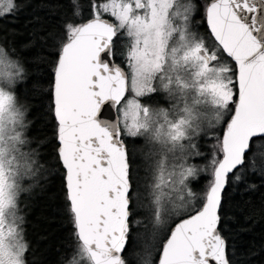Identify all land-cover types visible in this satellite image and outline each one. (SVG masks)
<instances>
[{
  "label": "snow or ice",
  "instance_id": "obj_1",
  "mask_svg": "<svg viewBox=\"0 0 264 264\" xmlns=\"http://www.w3.org/2000/svg\"><path fill=\"white\" fill-rule=\"evenodd\" d=\"M90 3L86 22H65L66 42L54 37L59 46L43 97L55 121L79 256L87 264H130L127 254L143 226L158 252L144 264H237L223 231L230 219L225 192L246 183V171H256V147L264 148V0H207L203 34L193 31L200 12L194 17L181 0ZM16 7L0 0V18ZM125 35L127 71L114 50ZM11 55L0 46V81L7 86H0V264H28L17 210L19 181L34 174L35 161L20 147L24 111L11 87L25 70ZM43 55L37 54L40 64ZM161 94L173 109L158 106ZM209 107L212 127L225 124L217 145L222 158L212 161L202 200L172 219L170 205L184 200L197 176L187 158L200 155L191 150Z\"/></svg>",
  "mask_w": 264,
  "mask_h": 264
},
{
  "label": "trees",
  "instance_id": "obj_2",
  "mask_svg": "<svg viewBox=\"0 0 264 264\" xmlns=\"http://www.w3.org/2000/svg\"><path fill=\"white\" fill-rule=\"evenodd\" d=\"M206 3L207 0L197 1V11L201 16L195 24L203 32L201 18ZM14 4L17 5L14 11L0 18V46L12 53L9 59H19L25 70V78L11 87L24 111L26 144L20 146L21 151L31 153L35 161L32 179L23 182L25 190L22 189L18 196L17 214L22 217V235L28 247L25 258L28 264H68L76 255L78 242L73 235L63 170L57 165L55 121L46 114L49 100L43 97L50 87V62L59 46L58 42L54 46V37L65 42V22L79 25L89 19L91 3L90 0H76V4L72 0H14ZM77 4L79 15L76 14ZM128 45L124 36L116 41L115 59L121 66V58L126 55ZM38 53H44L41 57L44 64L36 59ZM37 66L41 72L36 71ZM222 126L217 136L208 140L209 160L218 159L220 155L217 145ZM255 152L256 171L247 170L246 183L231 184L225 192L230 219L223 231L236 249L233 258L237 264L241 261L243 264H264V176L260 174L264 169V148L256 147ZM192 166L197 168V163ZM210 168L209 174H197L189 183L194 198L198 197L199 202L211 179L212 165ZM247 184H255V188L247 189ZM142 246L137 237L134 249L127 254L130 264H143ZM250 252L255 255L249 256Z\"/></svg>",
  "mask_w": 264,
  "mask_h": 264
},
{
  "label": "rangeland",
  "instance_id": "obj_3",
  "mask_svg": "<svg viewBox=\"0 0 264 264\" xmlns=\"http://www.w3.org/2000/svg\"><path fill=\"white\" fill-rule=\"evenodd\" d=\"M197 1L198 0H181V3L191 4L193 6L192 15L194 16L198 10L197 3H196ZM195 29H196V24L193 26V31H195ZM124 37L126 39H128V43H130L129 38L126 35ZM0 82L2 83L3 86H5L7 88V86L4 85L3 81H0ZM12 86H14V85H12ZM163 100H164V98H163ZM157 104L159 107H163L165 109H173L174 101L170 100L169 104H166L163 106V104L161 103V100H159L157 102ZM166 106L168 108H166ZM214 112H215V110L211 109L210 107L205 109L202 112L201 120L198 121V123H200V125H201V131H200L199 135L194 137V142L197 144L198 147H197V149H193V153H195L196 151H199L200 155L193 154L187 158V164L192 166L194 163H197V170H198L197 174H201V173H205V172L209 174L210 169H211L210 166L212 165L213 159L209 160L208 140L210 139L211 136H215V137L217 136L218 131L224 122L222 120L219 125L212 127V125L215 124ZM172 114L175 115L174 110H173ZM228 115H229L228 113H225L224 120L228 118L227 117ZM23 130H24V128L22 129V132H23ZM185 143H187V141ZM157 147H159V146L157 145ZM169 155H171V154H169ZM140 159H142V157H140ZM26 179H28V181H30L32 179L31 174L23 175L22 179L19 181L21 188L24 190H25V186H24L25 184H23V182H26ZM190 180L188 181V189H185L183 192L184 200L181 201V200L177 199L175 201L174 207H172L170 205V208H172L173 213H174L172 219H176L178 215L187 214L188 210L193 208L199 202L198 197L194 198L193 195L191 197H189L187 194L188 190H191L189 188ZM18 208H19V206H18ZM138 237H139L141 244L143 245L142 246V249H143L142 255L144 256L143 264H144V261H146V260H154L156 258V255L158 252H156L152 248V240L150 238V235L146 234V231L143 228V226H141L139 229ZM150 252H151V255H149ZM73 260L76 261V264H87V261L84 259H81V257L79 256L78 249L76 251L75 257L68 264H72Z\"/></svg>",
  "mask_w": 264,
  "mask_h": 264
},
{
  "label": "flooded vegetation",
  "instance_id": "obj_4",
  "mask_svg": "<svg viewBox=\"0 0 264 264\" xmlns=\"http://www.w3.org/2000/svg\"><path fill=\"white\" fill-rule=\"evenodd\" d=\"M196 3H197V2H196ZM194 16H196V14H195ZM200 16H201V15H200ZM202 16H203V11H202ZM203 27H204V29H205L204 32H206L207 29H206L205 24L203 25ZM197 28H199L201 34L204 33L203 30L200 29V27H197ZM121 63H122V67H124V69L127 70V66H126V55L122 56V58H121ZM0 86H3L1 82H0ZM4 87H5V86H4ZM5 88H6V87H5ZM6 90H7V88H6ZM163 98H164V100H163ZM159 100H161V103L163 104V106L166 105V104H169V103H170V99L166 98V94H161ZM166 108H168V107L166 106Z\"/></svg>",
  "mask_w": 264,
  "mask_h": 264
},
{
  "label": "water",
  "instance_id": "obj_5",
  "mask_svg": "<svg viewBox=\"0 0 264 264\" xmlns=\"http://www.w3.org/2000/svg\"><path fill=\"white\" fill-rule=\"evenodd\" d=\"M88 19H86V20H84L83 22H86ZM82 22V23H83ZM205 26H206V24H205ZM67 41V40H66ZM65 41V42H66ZM233 107V106H232ZM228 119V118H227ZM224 127H225V124L223 123V126H222V129H221V134H220V139L222 138V132H223V129H224ZM56 140V139H55ZM56 144H57V140H56ZM220 158H222V153H220V155H219V157H218V159H220ZM62 168V167H61ZM63 170V169H62ZM63 181H64V177H63ZM64 185H65V181H64ZM64 189H65V194H66V188H65V186H64ZM68 202V201H67ZM69 203V202H68ZM157 257H158V253H157ZM156 257V258H157Z\"/></svg>",
  "mask_w": 264,
  "mask_h": 264
}]
</instances>
